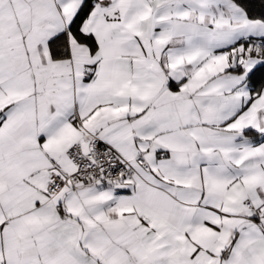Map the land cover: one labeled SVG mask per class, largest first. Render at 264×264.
<instances>
[{"label": "snow or ice", "instance_id": "obj_1", "mask_svg": "<svg viewBox=\"0 0 264 264\" xmlns=\"http://www.w3.org/2000/svg\"><path fill=\"white\" fill-rule=\"evenodd\" d=\"M0 264H264V0H0Z\"/></svg>", "mask_w": 264, "mask_h": 264}]
</instances>
